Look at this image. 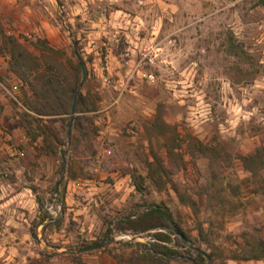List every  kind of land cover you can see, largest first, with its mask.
Segmentation results:
<instances>
[{"label": "rangeland", "instance_id": "obj_1", "mask_svg": "<svg viewBox=\"0 0 264 264\" xmlns=\"http://www.w3.org/2000/svg\"><path fill=\"white\" fill-rule=\"evenodd\" d=\"M2 35L35 54L44 39L72 63L75 49L94 108L73 115L69 141L70 114L43 117L54 136L33 141L0 51V264H118L109 251L168 233L116 228L151 204L206 264H264L250 258L264 243V0H0ZM152 155L169 169L160 187L145 178Z\"/></svg>", "mask_w": 264, "mask_h": 264}, {"label": "trees", "instance_id": "obj_2", "mask_svg": "<svg viewBox=\"0 0 264 264\" xmlns=\"http://www.w3.org/2000/svg\"><path fill=\"white\" fill-rule=\"evenodd\" d=\"M32 47L37 54L26 49L21 41L12 35H2L0 51L8 54V69L18 78L22 90L21 105L26 111L18 116V121L28 129V136L35 141L41 137L44 143H48L49 135H53L50 127L43 121V117H58L63 119L70 114L72 100L76 94L75 113L88 111L94 105H88L86 96L82 93L80 84L81 68L78 62L66 57L59 56L54 48L48 45L46 40L36 38L31 41ZM29 110V112H27ZM32 114L37 117L34 118ZM78 116V115H77ZM77 117L75 125L77 126ZM67 125L69 123L67 122ZM153 162H149L148 178L152 184L160 187L164 184V177H168L169 169L162 162L152 155ZM133 186L136 191H141L144 178L140 179L135 174ZM140 179L135 181V179ZM63 203V202H62ZM49 214L41 219L44 222ZM116 228L120 230H132L135 232L150 231L153 229H167L153 232L152 242L124 243L131 248L128 257L123 254H115L109 251L118 264L126 261L125 264H170V260L184 261L187 264H206L208 258L212 259V254L201 250L190 234L185 231L172 216L169 207L163 204L147 205V210L135 217H122L116 223ZM170 234H176L179 247H184V252H179L173 246L167 245L172 241ZM96 242H93L94 244ZM175 244V245H177ZM89 245V244H87ZM81 246H86L82 243ZM144 248V250L140 249ZM253 255L250 258L264 261V243L256 242L253 245ZM184 255V256H183ZM176 259V260H175Z\"/></svg>", "mask_w": 264, "mask_h": 264}, {"label": "water", "instance_id": "obj_3", "mask_svg": "<svg viewBox=\"0 0 264 264\" xmlns=\"http://www.w3.org/2000/svg\"><path fill=\"white\" fill-rule=\"evenodd\" d=\"M74 54L77 58L78 64L80 65L81 72H82V78H81V81L79 84V86H81L83 84L85 78H86V69H85V66L82 62L80 55L78 54V52L75 49H74ZM76 94L77 93L74 94V98L72 100V105H71V109H70V122H69V128H68V132H67V141H69V135H70L71 126H72V117L75 114ZM64 153H65V150H61V155H62L61 167L62 168L65 165ZM103 243H104V238H102L99 242H96L94 244H89V245L83 246L81 248H78L77 251L78 252H86V251H90V250H95V249L102 247Z\"/></svg>", "mask_w": 264, "mask_h": 264}, {"label": "built area", "instance_id": "obj_4", "mask_svg": "<svg viewBox=\"0 0 264 264\" xmlns=\"http://www.w3.org/2000/svg\"><path fill=\"white\" fill-rule=\"evenodd\" d=\"M13 88L16 89V86H13ZM13 88H12V91H15ZM24 110H25V108H24ZM131 132H133V131L131 130ZM108 153H109V151H108ZM46 209H47V211L49 212L50 215L56 216V214H57V212L59 210V207L51 205V206H46Z\"/></svg>", "mask_w": 264, "mask_h": 264}]
</instances>
